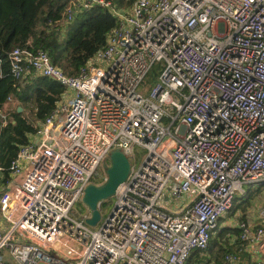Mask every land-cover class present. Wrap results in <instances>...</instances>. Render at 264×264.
<instances>
[{"label": "built area", "instance_id": "1", "mask_svg": "<svg viewBox=\"0 0 264 264\" xmlns=\"http://www.w3.org/2000/svg\"><path fill=\"white\" fill-rule=\"evenodd\" d=\"M124 1L69 0L64 25L94 7L116 21L76 76L45 51L8 54L14 79L45 77L73 98L39 124L8 169L0 264H187L207 249L243 186L264 185V0ZM155 65V82L141 90ZM116 149L130 172L92 228L87 208L71 212ZM135 149L145 152L139 163ZM185 196L192 199L179 205ZM240 229L241 243L263 248L264 218ZM237 263L232 252L221 261Z\"/></svg>", "mask_w": 264, "mask_h": 264}, {"label": "trees", "instance_id": "2", "mask_svg": "<svg viewBox=\"0 0 264 264\" xmlns=\"http://www.w3.org/2000/svg\"><path fill=\"white\" fill-rule=\"evenodd\" d=\"M107 1L119 8L129 6L124 0ZM68 3L69 0H0V111L7 114V124H0V185L9 180L8 169L20 147L57 109L65 90L45 77L14 79L8 54L15 48L45 51L54 66L68 76H76L105 45L107 34L115 27V19L100 7L79 13L64 25ZM10 103L14 107L8 110ZM19 107L21 112L17 111ZM215 246V240L210 239L205 251L210 252ZM205 251H194L187 263ZM219 252L224 257L230 251L219 248Z\"/></svg>", "mask_w": 264, "mask_h": 264}, {"label": "crops", "instance_id": "3", "mask_svg": "<svg viewBox=\"0 0 264 264\" xmlns=\"http://www.w3.org/2000/svg\"><path fill=\"white\" fill-rule=\"evenodd\" d=\"M72 98L73 93L64 90L58 107L68 104ZM12 107H14V105L13 103H10V105L7 106V109L11 110ZM31 139L33 138L31 137ZM11 179L12 177L9 175V180ZM14 180H17V178ZM7 182L0 185V190L7 185ZM244 191L245 196H236L232 210L223 218L219 219L218 229L211 237V241L215 240L216 246L211 249L210 252H201L199 258L187 264H221L223 256L220 254L221 252H219V248H224L235 253L238 256L237 264H254L256 258H258L257 260L261 259L264 262V246L262 249L256 248L258 251L256 252V250L251 249L239 240L241 225L254 228L260 225L264 218V207H262L264 203L260 206L251 202L249 205V200L255 197L256 192H258L257 189L247 186ZM191 199L192 197L185 196L179 200V205H187ZM0 224H2L1 217ZM59 254L65 255V252L59 249ZM2 258L7 262H11V258L6 252L2 253Z\"/></svg>", "mask_w": 264, "mask_h": 264}, {"label": "water", "instance_id": "4", "mask_svg": "<svg viewBox=\"0 0 264 264\" xmlns=\"http://www.w3.org/2000/svg\"><path fill=\"white\" fill-rule=\"evenodd\" d=\"M17 111H21L19 107ZM130 163L128 159L118 150H113L108 157L106 178L102 184L89 183L84 189L81 204L90 212V218L86 224L95 228L101 221L98 205L114 197L116 189L128 177Z\"/></svg>", "mask_w": 264, "mask_h": 264}, {"label": "rangeland", "instance_id": "5", "mask_svg": "<svg viewBox=\"0 0 264 264\" xmlns=\"http://www.w3.org/2000/svg\"><path fill=\"white\" fill-rule=\"evenodd\" d=\"M158 68L159 65H155L151 71L149 72V74L147 75L146 79L143 82V85L140 87L141 90H143L144 87H148L153 85V83L155 82V79L158 75ZM145 154V152L141 149H135V158L137 160V162H141V155ZM107 168V164L102 165L99 170H98V175L93 177L91 179V182L93 184L96 185H100L103 183V179L104 177L106 178L105 175V170ZM247 186H243V189L245 190ZM258 192H256L255 197H253V199L249 200V205L252 202L253 204H257V205H262V203H264V185H262L260 187V189H257ZM114 204V197H112L111 199L106 201V204L103 205V207L100 209V216H101V220H103L108 213L110 212L111 208L113 207ZM262 207H264V205H262ZM83 211H85V207L81 204V203H77L75 205V207L73 208L72 212H71V216L76 218L77 216H79Z\"/></svg>", "mask_w": 264, "mask_h": 264}]
</instances>
